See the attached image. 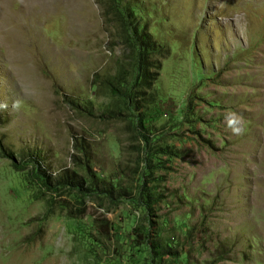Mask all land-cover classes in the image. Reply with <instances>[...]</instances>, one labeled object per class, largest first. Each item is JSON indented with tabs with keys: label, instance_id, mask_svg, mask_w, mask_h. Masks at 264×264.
I'll list each match as a JSON object with an SVG mask.
<instances>
[{
	"label": "rangeland",
	"instance_id": "rangeland-1",
	"mask_svg": "<svg viewBox=\"0 0 264 264\" xmlns=\"http://www.w3.org/2000/svg\"><path fill=\"white\" fill-rule=\"evenodd\" d=\"M0 264H264V0H0Z\"/></svg>",
	"mask_w": 264,
	"mask_h": 264
},
{
	"label": "trees",
	"instance_id": "trees-1",
	"mask_svg": "<svg viewBox=\"0 0 264 264\" xmlns=\"http://www.w3.org/2000/svg\"><path fill=\"white\" fill-rule=\"evenodd\" d=\"M117 4V3H116ZM114 6V7H113ZM109 7L114 11L116 19L120 23V29L122 30L123 37L125 39L124 43L128 44V47L132 50L131 53L134 55V64L133 67L135 71H137V75L135 77V81L137 84L144 86V88L148 91L152 86L153 82L157 77V72H149L150 68L155 70L159 69L158 60H152V56H159L160 50L162 49L159 45H157L149 35L144 31L139 29L138 23L135 20L131 11L124 10L119 6L114 5ZM142 81V82H141ZM126 84V83H125ZM121 83L118 84L116 82L115 86L112 87L113 95L122 97L125 95V92L121 87ZM141 96H145L143 92L135 94V99L141 98ZM132 97L130 95L126 96V101L131 102ZM7 159H12V155H4ZM34 165V170L32 172L36 185L40 188H44L47 191H50L57 187H69L73 186L76 188H81L80 184H73V182L67 176H63L56 183H54L53 178L46 174L45 171L41 170L38 161L31 160ZM14 168L17 169L15 166ZM31 173L29 175H32Z\"/></svg>",
	"mask_w": 264,
	"mask_h": 264
},
{
	"label": "clouds",
	"instance_id": "clouds-1",
	"mask_svg": "<svg viewBox=\"0 0 264 264\" xmlns=\"http://www.w3.org/2000/svg\"><path fill=\"white\" fill-rule=\"evenodd\" d=\"M242 120V118L235 112H230L226 118V126L231 130L235 135L242 134L243 128L242 125L237 127L236 125Z\"/></svg>",
	"mask_w": 264,
	"mask_h": 264
}]
</instances>
